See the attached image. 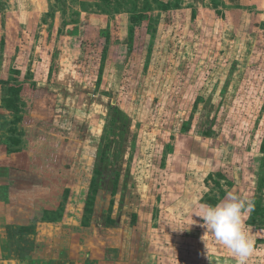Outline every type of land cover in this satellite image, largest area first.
<instances>
[{"label": "rangeland", "instance_id": "rangeland-1", "mask_svg": "<svg viewBox=\"0 0 264 264\" xmlns=\"http://www.w3.org/2000/svg\"><path fill=\"white\" fill-rule=\"evenodd\" d=\"M260 2L0 0V264H236L169 226L228 191L264 264Z\"/></svg>", "mask_w": 264, "mask_h": 264}, {"label": "clouds", "instance_id": "clouds-1", "mask_svg": "<svg viewBox=\"0 0 264 264\" xmlns=\"http://www.w3.org/2000/svg\"><path fill=\"white\" fill-rule=\"evenodd\" d=\"M254 202L234 191H228L225 197L215 205L201 203L198 211L191 213V218L179 224H170L173 231H190L198 225L210 233L214 239L235 258L236 264H247L254 252L253 241L245 226L254 210ZM192 214L200 217L197 221Z\"/></svg>", "mask_w": 264, "mask_h": 264}, {"label": "trees", "instance_id": "trees-1", "mask_svg": "<svg viewBox=\"0 0 264 264\" xmlns=\"http://www.w3.org/2000/svg\"><path fill=\"white\" fill-rule=\"evenodd\" d=\"M162 4L168 2V0H156ZM13 79L15 83L8 84L6 87V96L4 97V106L9 109H15L16 103L19 98L24 94V92L29 91V89L33 88L30 84L26 82L19 81V71L14 70ZM211 177V175H209Z\"/></svg>", "mask_w": 264, "mask_h": 264}, {"label": "crops", "instance_id": "crops-1", "mask_svg": "<svg viewBox=\"0 0 264 264\" xmlns=\"http://www.w3.org/2000/svg\"><path fill=\"white\" fill-rule=\"evenodd\" d=\"M260 1L264 2V0H228L230 5L238 6V7L255 5ZM0 237L3 238V236H1V235H0Z\"/></svg>", "mask_w": 264, "mask_h": 264}]
</instances>
